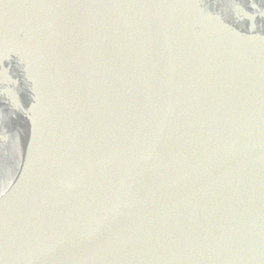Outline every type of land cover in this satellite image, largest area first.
<instances>
[{"label":"water","instance_id":"water-1","mask_svg":"<svg viewBox=\"0 0 264 264\" xmlns=\"http://www.w3.org/2000/svg\"><path fill=\"white\" fill-rule=\"evenodd\" d=\"M261 13L0 0V264H264Z\"/></svg>","mask_w":264,"mask_h":264},{"label":"snow or ice","instance_id":"snow-or-ice-1","mask_svg":"<svg viewBox=\"0 0 264 264\" xmlns=\"http://www.w3.org/2000/svg\"><path fill=\"white\" fill-rule=\"evenodd\" d=\"M252 7H253V8H255V7H256V5H253ZM261 14H262V15H264V13H261Z\"/></svg>","mask_w":264,"mask_h":264}]
</instances>
